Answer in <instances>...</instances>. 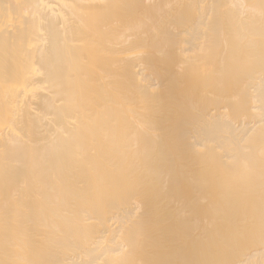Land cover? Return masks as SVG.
I'll use <instances>...</instances> for the list:
<instances>
[{
  "label": "bare ground",
  "instance_id": "1",
  "mask_svg": "<svg viewBox=\"0 0 264 264\" xmlns=\"http://www.w3.org/2000/svg\"><path fill=\"white\" fill-rule=\"evenodd\" d=\"M0 264H264V0H0Z\"/></svg>",
  "mask_w": 264,
  "mask_h": 264
}]
</instances>
